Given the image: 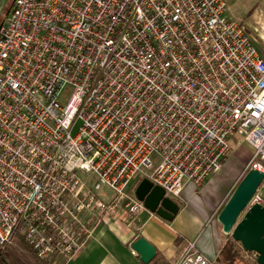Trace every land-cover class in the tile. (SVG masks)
<instances>
[{
    "label": "built area",
    "instance_id": "built-area-1",
    "mask_svg": "<svg viewBox=\"0 0 264 264\" xmlns=\"http://www.w3.org/2000/svg\"><path fill=\"white\" fill-rule=\"evenodd\" d=\"M228 11L13 0L0 29L1 249L21 239L65 264L103 218L147 210L135 184L179 199L222 170L237 135L253 149L245 172L264 173V53ZM177 264L215 263L190 242Z\"/></svg>",
    "mask_w": 264,
    "mask_h": 264
},
{
    "label": "crops",
    "instance_id": "crops-1",
    "mask_svg": "<svg viewBox=\"0 0 264 264\" xmlns=\"http://www.w3.org/2000/svg\"><path fill=\"white\" fill-rule=\"evenodd\" d=\"M227 1L230 5V0ZM259 5L255 6L248 21L241 22V25L253 40L262 43L260 50L264 53V14L259 13ZM12 6L13 0H0V29ZM235 137L230 140H235ZM234 144L240 149L242 144L249 150L244 154L231 148L221 171L212 174L200 185L187 184L181 197L174 199L179 212L173 221L164 220L148 210L137 216L120 211L115 217L103 218L88 246L65 264H144L132 249L139 238H145L157 250L149 264H177L190 242H195L197 250L217 264L220 252L232 238L231 234L223 231L218 216L247 174L246 167L253 154L252 147L243 138L241 142L235 140ZM138 184L132 191L135 192ZM259 191H264V184ZM236 243L242 253L257 264V254L245 252L241 244ZM61 262L57 260V263Z\"/></svg>",
    "mask_w": 264,
    "mask_h": 264
},
{
    "label": "water",
    "instance_id": "water-1",
    "mask_svg": "<svg viewBox=\"0 0 264 264\" xmlns=\"http://www.w3.org/2000/svg\"><path fill=\"white\" fill-rule=\"evenodd\" d=\"M263 183L264 173L250 170L218 216L226 234H231L245 252L257 254V264H264V205L252 203V200ZM135 196L148 211L164 220L173 221L179 212L176 201L166 196L163 188L147 178L139 182ZM132 249L144 264H149L157 253L156 248L145 238L136 240Z\"/></svg>",
    "mask_w": 264,
    "mask_h": 264
},
{
    "label": "trees",
    "instance_id": "trees-1",
    "mask_svg": "<svg viewBox=\"0 0 264 264\" xmlns=\"http://www.w3.org/2000/svg\"><path fill=\"white\" fill-rule=\"evenodd\" d=\"M0 264H48L39 259L32 249L21 239L17 248L1 249ZM217 264H255L242 253L237 243L229 238L227 244L220 252Z\"/></svg>",
    "mask_w": 264,
    "mask_h": 264
},
{
    "label": "rangeland",
    "instance_id": "rangeland-1",
    "mask_svg": "<svg viewBox=\"0 0 264 264\" xmlns=\"http://www.w3.org/2000/svg\"><path fill=\"white\" fill-rule=\"evenodd\" d=\"M227 3H228V1H227ZM258 4H260L259 8H258L259 13L262 12L264 14V0H230V5H229L230 7H229V11H228L226 16L230 20H234V21H237L240 23L241 22L246 23L248 21V17L252 15V11L254 10L255 6ZM253 20H254V18L252 19V22H253ZM253 42L258 49L263 48L262 43H260L258 40L254 39ZM78 126L79 125H77L76 129H74V134L77 132ZM235 138H236L235 140H239V142L242 141V137H240L238 135ZM235 140H230V148H232L233 151H238V152H242L245 154V152L247 150H249L248 147H243L242 144H240L241 149H240V147L237 148V145L234 144ZM251 158H252V156H251ZM104 191H106V190H104ZM259 193H260V191H259ZM260 195L264 199V191H262V193H260ZM18 242H19V240H16V242L14 243V245L11 246V248L16 249Z\"/></svg>",
    "mask_w": 264,
    "mask_h": 264
}]
</instances>
